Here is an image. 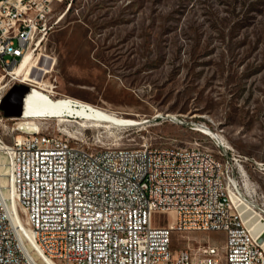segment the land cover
<instances>
[{
    "label": "rangeland",
    "instance_id": "rangeland-1",
    "mask_svg": "<svg viewBox=\"0 0 264 264\" xmlns=\"http://www.w3.org/2000/svg\"><path fill=\"white\" fill-rule=\"evenodd\" d=\"M54 21L20 73L18 64L0 70V98L12 79L28 87L30 71L43 83L28 87L20 121L0 122L4 142L33 119L89 150L195 143L214 151L201 135L207 128L240 161L239 202L264 223V0H63ZM83 109L101 119L80 118ZM172 221V213L151 215L152 227ZM223 239L173 233L169 248L221 252Z\"/></svg>",
    "mask_w": 264,
    "mask_h": 264
},
{
    "label": "built area",
    "instance_id": "built-area-1",
    "mask_svg": "<svg viewBox=\"0 0 264 264\" xmlns=\"http://www.w3.org/2000/svg\"><path fill=\"white\" fill-rule=\"evenodd\" d=\"M62 1L0 0L2 72L32 55ZM14 130L8 143L0 136V264H264L237 211L240 161L207 128L200 134L214 151L195 143L89 150L21 122ZM155 212L173 221L152 227ZM183 232H221V252L206 244L172 255L170 237Z\"/></svg>",
    "mask_w": 264,
    "mask_h": 264
},
{
    "label": "water",
    "instance_id": "water-1",
    "mask_svg": "<svg viewBox=\"0 0 264 264\" xmlns=\"http://www.w3.org/2000/svg\"><path fill=\"white\" fill-rule=\"evenodd\" d=\"M27 90L28 87L22 84L11 85L9 87V89L0 98V114L2 118L18 119L20 117L22 96ZM241 208L242 206L238 207L237 211ZM252 216L253 214H251L250 210H246L243 213V217L249 220L248 225H246L245 227L247 228V226L254 225L253 234H263L261 239H264V232L261 233L262 229L264 228L263 225H261L260 223H256Z\"/></svg>",
    "mask_w": 264,
    "mask_h": 264
},
{
    "label": "bare ground",
    "instance_id": "bare-ground-1",
    "mask_svg": "<svg viewBox=\"0 0 264 264\" xmlns=\"http://www.w3.org/2000/svg\"><path fill=\"white\" fill-rule=\"evenodd\" d=\"M29 57H31V55L30 54H25L23 57H22V59L17 63L18 65H17V67H19V66H21L20 67V69H19V73L22 71V69H23V63L29 58ZM27 64V63H26ZM25 64V65H26ZM16 67V68H17ZM15 68V69H16ZM31 68H33V66L31 67ZM41 71V70H40ZM44 73H47L46 71L44 72ZM26 78H27V81L29 82V83H34V84H36L35 83V81H32V80H35V77H33V75H32V72L30 71V73H28L26 76H25ZM22 80V79H21ZM21 80L19 81V82H21ZM23 82H24V80H23ZM22 83V82H21ZM29 85V84H28ZM35 88H39V89H41L42 90V88H41V84H38V87H35ZM41 96H43V95H37L35 98H34V100H35V102L34 103H32L33 105H35V107H34V109H33V112L35 113V117L37 116V113H36V104H37V100L39 99V97H41ZM65 108V107H64ZM81 108H83V107H81ZM85 108V107H84ZM93 114V113H92ZM76 115H79V117L80 118H83V119H85V120H89V119H98V120H100L101 118H99L98 116H94V115H91L87 110H85V109H83V110H80L79 111V114H78V112L76 113ZM82 119V120H83ZM62 121V120H61ZM36 125V124H35ZM34 125V121H33V119H30V120H26L25 122H24V128H26V129H29V130H35V129H37L38 130V127L37 126H35ZM240 203V202H239ZM241 206H243L240 210H238V212L240 213V217H241V219H242V221H243V223H244V225L246 226V225H248V222H249V220L248 219H245L244 217H243V213L246 211V210H249V208H247L244 204H242V203H240V207ZM237 209H238V207H237ZM253 212V211H252ZM251 212V214H253V219L256 221V223H261V225H263V227H264V223H263V221L260 219V218H257V217H255V214H254V212L252 213ZM259 217V216H258ZM247 229H248V231H249V233L252 235V238H254V239H256V240H259L261 237H262V234H259V235H256V234H253V230H254V225L252 226H247ZM256 242V241H255ZM256 243H258L263 249H264V244H263V246L261 245L263 242H262V240L261 241H258V242H256Z\"/></svg>",
    "mask_w": 264,
    "mask_h": 264
},
{
    "label": "crops",
    "instance_id": "crops-1",
    "mask_svg": "<svg viewBox=\"0 0 264 264\" xmlns=\"http://www.w3.org/2000/svg\"><path fill=\"white\" fill-rule=\"evenodd\" d=\"M30 90L28 89L25 93H24V95L22 96V98L23 99H28V100H31V95H30Z\"/></svg>",
    "mask_w": 264,
    "mask_h": 264
}]
</instances>
